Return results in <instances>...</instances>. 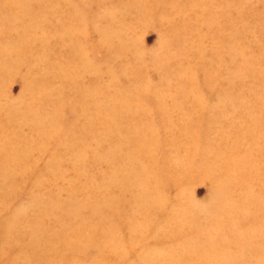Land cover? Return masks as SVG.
<instances>
[{
	"label": "rangeland",
	"instance_id": "1",
	"mask_svg": "<svg viewBox=\"0 0 264 264\" xmlns=\"http://www.w3.org/2000/svg\"><path fill=\"white\" fill-rule=\"evenodd\" d=\"M0 264H264V0H0Z\"/></svg>",
	"mask_w": 264,
	"mask_h": 264
}]
</instances>
